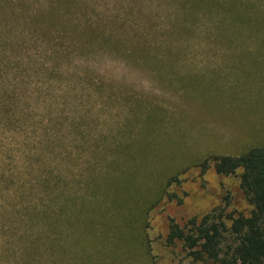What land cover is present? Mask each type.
Returning <instances> with one entry per match:
<instances>
[{"label": "rangeland", "instance_id": "obj_1", "mask_svg": "<svg viewBox=\"0 0 264 264\" xmlns=\"http://www.w3.org/2000/svg\"><path fill=\"white\" fill-rule=\"evenodd\" d=\"M167 1L140 4L172 47V55H157L161 69H128L100 55L93 73L62 81L79 99L48 169L65 177L69 211L62 228L46 233L40 261L35 253L23 258L28 243L10 244L0 233V264H179L181 247L166 243L171 221L184 226L223 209L251 214L242 171L222 176L211 161L204 173L201 165L264 148V0H190L173 13ZM98 6L115 11L118 2ZM170 70L171 78L159 72ZM60 85L40 73L32 80V89L59 93ZM13 156L8 169L25 175L23 152Z\"/></svg>", "mask_w": 264, "mask_h": 264}, {"label": "trees", "instance_id": "obj_2", "mask_svg": "<svg viewBox=\"0 0 264 264\" xmlns=\"http://www.w3.org/2000/svg\"><path fill=\"white\" fill-rule=\"evenodd\" d=\"M115 1L117 10L110 11L100 8L98 0H0V200L4 202L0 233L10 244L28 243L23 258L35 253V261L45 259L48 252L40 251V246L46 245V233L62 228L61 216L69 211L65 177L48 169L50 148L64 136L71 102L79 99L75 87L63 86L62 81L77 83L93 73L100 55L120 60L128 69L143 70L161 69L157 55L163 50L173 53L160 40L149 15L152 11L140 5L143 0ZM167 3L173 13L190 0ZM37 73L56 77L63 91L56 93L52 86L32 89ZM87 79L93 86H106L91 76ZM36 108L44 114L38 115ZM15 151L24 154L25 175L8 169ZM210 161L218 175L242 171L241 188L253 207L251 214L235 217L223 209L184 226L171 221L166 243L181 247L184 259L179 264H264V148L208 159L201 165L203 173Z\"/></svg>", "mask_w": 264, "mask_h": 264}]
</instances>
